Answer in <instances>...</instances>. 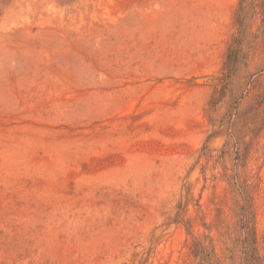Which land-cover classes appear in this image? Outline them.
Returning a JSON list of instances; mask_svg holds the SVG:
<instances>
[{
    "label": "rangeland",
    "instance_id": "rangeland-1",
    "mask_svg": "<svg viewBox=\"0 0 264 264\" xmlns=\"http://www.w3.org/2000/svg\"><path fill=\"white\" fill-rule=\"evenodd\" d=\"M239 4L0 0V264H264V0L210 103Z\"/></svg>",
    "mask_w": 264,
    "mask_h": 264
},
{
    "label": "trees",
    "instance_id": "trees-1",
    "mask_svg": "<svg viewBox=\"0 0 264 264\" xmlns=\"http://www.w3.org/2000/svg\"><path fill=\"white\" fill-rule=\"evenodd\" d=\"M247 0H240V4L237 10V24H238V32L234 35L232 42L228 49V54L226 56V60L224 62L223 74L219 76L220 86L214 92V95L210 101L213 107H216L217 103L224 96V85L227 81L231 79L234 72L237 69L238 64L241 61L242 50L245 41L248 39V27L247 24V11L245 9V4ZM264 21V19H263ZM212 124H215V121H211ZM225 119H221L217 125V129H215L210 135L209 138L218 135L225 128ZM230 122V121H229ZM231 128V125L228 127ZM233 135V131L228 133ZM239 155V153L237 152ZM241 190L243 194L244 203L241 206L240 212V220H241V228L244 232L243 238L240 239V243L244 248V252H246L249 258L255 259L258 255V241H257V232L255 228L254 218V208H253V196L249 189L248 185H241Z\"/></svg>",
    "mask_w": 264,
    "mask_h": 264
}]
</instances>
